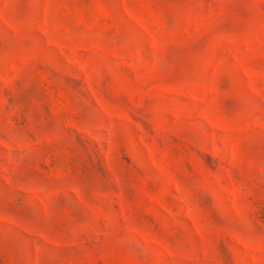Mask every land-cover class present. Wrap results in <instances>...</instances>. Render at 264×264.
Listing matches in <instances>:
<instances>
[{
  "label": "rangeland",
  "instance_id": "obj_1",
  "mask_svg": "<svg viewBox=\"0 0 264 264\" xmlns=\"http://www.w3.org/2000/svg\"><path fill=\"white\" fill-rule=\"evenodd\" d=\"M0 264H264V0H0Z\"/></svg>",
  "mask_w": 264,
  "mask_h": 264
}]
</instances>
